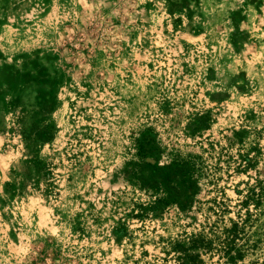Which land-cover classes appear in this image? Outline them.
Wrapping results in <instances>:
<instances>
[{
    "label": "rangeland",
    "instance_id": "374dc122",
    "mask_svg": "<svg viewBox=\"0 0 264 264\" xmlns=\"http://www.w3.org/2000/svg\"><path fill=\"white\" fill-rule=\"evenodd\" d=\"M0 264H264V0H0Z\"/></svg>",
    "mask_w": 264,
    "mask_h": 264
},
{
    "label": "trees",
    "instance_id": "16d2710c",
    "mask_svg": "<svg viewBox=\"0 0 264 264\" xmlns=\"http://www.w3.org/2000/svg\"><path fill=\"white\" fill-rule=\"evenodd\" d=\"M211 246V242L209 240H206L204 237L197 236L190 239V242L188 245L180 244L179 247L183 249L185 252V258L186 260L193 262L194 261V255L188 254V250L191 248H197L201 247L203 249H209Z\"/></svg>",
    "mask_w": 264,
    "mask_h": 264
}]
</instances>
